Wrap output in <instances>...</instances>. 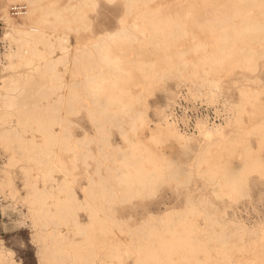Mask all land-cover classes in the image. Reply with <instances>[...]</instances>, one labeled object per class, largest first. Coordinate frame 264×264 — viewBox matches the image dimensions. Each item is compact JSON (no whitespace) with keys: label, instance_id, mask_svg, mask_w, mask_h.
I'll list each match as a JSON object with an SVG mask.
<instances>
[{"label":"bare ground","instance_id":"bare-ground-1","mask_svg":"<svg viewBox=\"0 0 264 264\" xmlns=\"http://www.w3.org/2000/svg\"><path fill=\"white\" fill-rule=\"evenodd\" d=\"M15 1H25L28 10L24 13L26 15L18 16L20 20L12 22L11 28L5 32L4 36L15 39L18 45L5 48L7 64L3 69L22 67L25 70L0 79V87L5 89V92L0 91V99L9 110L0 119L15 120L12 117H17L21 124L18 127H2L0 138L16 141L18 148L29 156H39L46 167L42 176L51 178L52 170L61 167L57 160V147L65 146L66 125L63 122L66 118L58 115V112L63 105L71 104L81 96L88 100L85 105L86 114L98 131L95 133L102 134V118L110 117L112 113L126 115L130 122L129 130L123 129L121 132L126 146L116 143L113 147L121 152L114 175L126 198L154 184L162 178L169 166L182 165L186 162L185 154L188 152L194 153V165H197L198 171L212 178L220 177L230 194L247 193L246 183L250 170L264 174V161L247 159L242 165H232L230 158L233 144L238 139L241 141L242 135H235L234 131L228 132L226 129L234 120L238 122L239 118L228 117L224 124L217 122L210 125L204 124V120H198V133L194 134L182 131L166 114L173 97V90L170 91L166 86L168 79L177 78L182 81L185 71H188L194 76L213 73L220 80L224 71L256 68L264 51V0H205L202 8L192 2L183 11L174 9L173 13L167 9L168 6L165 8L158 2L155 6H149V1L154 0H124L125 13L118 15V28L97 32L89 36L88 41L80 42L72 52L71 62L67 63L68 37L32 27L40 25L56 29L65 23L93 32L90 20L84 14V7L96 4L97 0H68L61 6H57L56 0H49L48 4L44 0ZM37 12L40 14L37 19L31 18ZM49 13L53 15L52 19L48 18ZM129 14L131 19L127 20L126 15ZM3 16L12 21L13 16L9 14L8 7L3 8ZM202 31L212 34L213 39L203 40L198 37ZM130 49L134 51L133 57L128 56ZM60 63L64 67L68 66L63 68L71 73V79L63 80L62 71L58 69ZM132 85L139 88L134 90ZM218 85V80L208 84L209 97H213ZM154 86L165 93V102L152 106L147 94ZM240 95L242 99L238 106H242V100L248 99L249 91L241 89ZM139 102H144L145 106L135 107ZM148 109L152 111L151 115ZM27 128L35 129L42 140L37 141L35 133L25 135ZM253 129L264 133V123L254 124ZM199 135L200 138H196ZM72 139L89 144L94 138L88 129H84L80 136ZM243 151V159L249 156L255 158L254 152L247 145H244ZM89 152L94 156L90 147ZM216 153L225 155L224 161L215 158L208 163V157ZM202 160L206 161L204 167H200ZM88 180L83 198L76 197L75 192L70 190L72 187L67 177L58 181L56 194L31 181L29 197L34 204L31 214L40 225L39 237L41 240L42 237L45 240L50 238L53 244H44L48 252L41 256L43 264L65 260L71 264H107L105 256L119 257L111 252L105 256L96 252L98 242H104L100 240V234L103 237L109 224L120 223L116 215L103 213L102 208L94 202L97 193L108 189L103 177L94 179L90 175ZM0 190L14 194L12 181L1 179ZM63 191L67 192L66 197L58 194ZM81 207L87 211V221L79 218ZM180 213L181 209L174 206L160 212L150 211L142 217L137 228L141 230L149 226L148 231L152 237L149 243L139 247L135 264L233 263L221 245L217 248L222 255L221 259L211 261L209 246L197 245L202 242L197 237L194 238L195 243L192 241L194 239H190L194 231L204 230L202 226L191 221L183 222L179 232L170 227L158 229L154 226L155 221L164 225ZM226 223L233 224L238 232L255 231L231 219ZM61 224L67 226L73 236L61 230ZM177 250L182 252L175 259L173 256ZM200 251H204V258L198 256ZM44 253L42 251L41 255ZM0 264H14L9 252L2 248ZM234 264L264 262L237 261Z\"/></svg>","mask_w":264,"mask_h":264},{"label":"rangeland","instance_id":"rangeland-1","mask_svg":"<svg viewBox=\"0 0 264 264\" xmlns=\"http://www.w3.org/2000/svg\"><path fill=\"white\" fill-rule=\"evenodd\" d=\"M67 1L56 0V3L57 6H61ZM43 2L48 4L49 0ZM157 2L163 4L162 6L165 8L168 6L167 9L173 13L174 9L183 11L192 2H195L197 7L202 8L205 0H154L149 1L148 5L155 6ZM12 4L24 5L25 11L28 10L25 1L0 0V41L7 42L5 48L8 45L15 47L18 45L15 39L4 36L5 32L11 28V23L20 20L17 17H12L11 21L3 16V8L8 7L9 9ZM124 13V0H113L112 2L97 0L96 4L84 7V14L90 20L93 32L85 28H77L74 24L65 23L58 25L56 29L40 25L32 28H41L53 35L67 36V45L69 46L67 63L68 61L71 62L72 52L79 46L80 42L88 41L89 36H94L97 32L117 29L119 26L118 18ZM39 15L37 12L31 18L37 19ZM48 18L52 19L53 15L49 13ZM126 19L130 20L131 15H126ZM199 33L198 37L203 40L213 39L212 34L206 31ZM38 46L42 45L39 44ZM128 56H134L133 49H130ZM5 64H7L5 50L0 47V79L2 76L25 70L22 67L3 69ZM69 66L71 67V64ZM63 67L64 64L62 63L58 65V69L62 71L63 80L67 81L72 76L70 72L64 71V68L68 66ZM217 78L218 76L213 73L207 76H194L185 71L182 81L171 78L166 81V86L170 91H174L178 85L186 86L194 98L205 103L204 107L207 109L204 108L203 111L208 110L211 118L209 122H203L204 124L210 125L217 122L224 124L228 117L239 118L238 122L234 120L231 122L232 125L226 129L228 132L234 131L235 135L239 133L242 135L241 141L238 139L233 144L234 150L230 158L233 166L242 165L247 159L264 161V133L258 129H253L254 124L264 123V51L259 57L255 69L236 68L233 71L222 72L220 80ZM217 80L219 82L218 89L213 97H209L207 86L210 85V82L213 83ZM131 87L134 90L139 88L133 85ZM241 89H247L249 95L248 99L242 100V106H238L237 104L242 99ZM0 91L5 92V89L0 87ZM63 91L65 92V89ZM147 95L152 106L164 101L165 97V93L160 91L158 86H154ZM87 101L82 96L78 97L73 103L63 105L58 112V115H63L66 118L63 122L66 125V142L65 146L57 147V160L61 163V167L52 170L51 178L42 176L46 167L44 162L38 158L39 156L36 158L32 154L29 156L23 149L18 148L19 145L16 141L0 138V180L10 179L14 189V194L0 190V248L9 252V257H12L14 264H43L41 256L46 255L44 252H48L44 244L53 245L50 238L45 240L42 237L41 240L39 237L40 225L31 214L32 206H34L29 197V193L32 191L31 181L40 187H47L46 189L52 190L56 194L58 181L67 177L72 187L70 190L75 192L76 197L83 198L85 185L89 183L90 175L94 179L102 176L108 186V189L96 194L94 202L102 208L103 213L116 215L115 217L119 218L117 222L120 223L109 224V229L105 231L103 237L101 234L99 236L100 240H104V242H98L97 253L103 256L109 252L119 255V257L105 256L104 259L107 264H135L139 256V247L149 243L152 237L148 231L149 226L141 230L137 228L142 217L147 216L150 211L160 212L174 206L179 207L181 213L174 215L164 225L155 221L154 226L156 228L170 227L179 232L183 227V222L190 223L191 221L200 227H204L202 232L194 231L191 233L192 238L190 237V239L197 237L202 241L197 242V245L209 246L208 253L211 254L209 258L211 261L221 259L222 255L217 249L221 245L229 254L232 264L237 261L264 262V174L262 172L258 170L248 172L246 194H230L228 187L222 183L220 177L212 178L203 171H198L197 165H194V153L188 152L185 154L186 162H183L182 165L169 166L162 178L154 184L147 185L134 196L126 198L123 188L117 185L114 175L118 168L121 152L117 147H113L116 143H120L123 147L126 146L127 143L123 140L121 132L123 129L129 130L130 122L126 115L112 113L110 117L102 118L104 127L102 134L95 133L97 130L86 114L85 105L88 104ZM144 106V102L135 104V107L138 108ZM148 110L151 115L152 111ZM8 111V107L0 99V116ZM12 118L15 120L11 118L0 119V129L12 125L20 126L21 123L17 117ZM27 129L28 132L25 135L30 136L31 133H35L36 140H42L41 135L35 129ZM84 129H88L94 138L89 144L78 143L72 139L80 136ZM197 131L198 128L193 133H198ZM128 134L133 136L131 132ZM196 138H200V135ZM244 145L250 147L255 158L249 156V158L243 159ZM89 147L94 156L90 155ZM224 156L217 153L213 154L212 157H208L207 162L211 163L215 158L224 161ZM205 164L206 161L202 160L200 167H204ZM58 194L66 197L67 192L63 191ZM79 218L81 221L88 220L87 211L83 207L79 208ZM230 219L249 228H254L255 231L243 232L240 230L238 232L233 224L226 223ZM59 227L73 236L68 231L67 226L61 224ZM75 237L80 238L79 235ZM192 241L195 243L196 240ZM42 251L44 254L41 255ZM180 252L182 251L177 250L173 257L176 259ZM198 254L201 258L205 257L204 251H200ZM50 264L71 263L69 260H65L53 261Z\"/></svg>","mask_w":264,"mask_h":264},{"label":"built area","instance_id":"built-area-1","mask_svg":"<svg viewBox=\"0 0 264 264\" xmlns=\"http://www.w3.org/2000/svg\"><path fill=\"white\" fill-rule=\"evenodd\" d=\"M8 11L13 17L22 16L25 13V6L12 4ZM0 44V47L5 50L7 42L0 41ZM204 106L205 103L194 98L186 86H177L173 91V97L167 107L166 114L182 131L191 133L196 131L198 120L209 122L211 118L208 110L203 111L204 108L207 109Z\"/></svg>","mask_w":264,"mask_h":264}]
</instances>
